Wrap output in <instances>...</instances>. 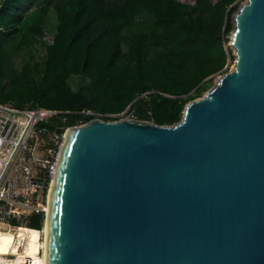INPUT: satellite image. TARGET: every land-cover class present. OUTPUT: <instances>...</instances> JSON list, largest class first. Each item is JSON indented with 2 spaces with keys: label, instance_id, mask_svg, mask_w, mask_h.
<instances>
[{
  "label": "water",
  "instance_id": "obj_1",
  "mask_svg": "<svg viewBox=\"0 0 264 264\" xmlns=\"http://www.w3.org/2000/svg\"><path fill=\"white\" fill-rule=\"evenodd\" d=\"M231 19L232 69L179 122L70 127L46 264H264V0Z\"/></svg>",
  "mask_w": 264,
  "mask_h": 264
},
{
  "label": "trees",
  "instance_id": "obj_2",
  "mask_svg": "<svg viewBox=\"0 0 264 264\" xmlns=\"http://www.w3.org/2000/svg\"><path fill=\"white\" fill-rule=\"evenodd\" d=\"M39 3H44L41 15L54 13L53 44L46 47L37 83L25 69L18 76L26 82L15 81L12 75L18 72L5 45L11 34L3 32L21 24V14L11 9L25 11ZM238 8L237 0H190V5L179 0H0V102L20 108L31 102L29 107L58 111L49 128L96 118L83 110L115 114L132 102L136 120L176 124L185 105L202 96L213 85L212 76L233 59L225 45ZM143 12L151 22L135 25ZM78 75L87 86L73 91L67 79ZM43 221L31 215L24 224L39 231Z\"/></svg>",
  "mask_w": 264,
  "mask_h": 264
},
{
  "label": "built area",
  "instance_id": "obj_3",
  "mask_svg": "<svg viewBox=\"0 0 264 264\" xmlns=\"http://www.w3.org/2000/svg\"><path fill=\"white\" fill-rule=\"evenodd\" d=\"M42 42L52 45L53 34H45ZM58 114L51 109L0 102V231L15 233L25 227L31 215L45 220L50 183L68 129L47 126ZM81 114L92 115L88 110ZM124 118L134 119L132 114ZM12 220L18 225H12ZM42 257V249L28 257L25 243L17 242L14 249L0 254V264H41Z\"/></svg>",
  "mask_w": 264,
  "mask_h": 264
},
{
  "label": "rangeland",
  "instance_id": "obj_4",
  "mask_svg": "<svg viewBox=\"0 0 264 264\" xmlns=\"http://www.w3.org/2000/svg\"><path fill=\"white\" fill-rule=\"evenodd\" d=\"M179 1L187 5H190V0H179ZM237 2L239 3V7H240V5L242 3H245L246 0H237ZM42 4L44 3L41 4L39 3L34 7H32L31 9L25 11L18 12L14 9L10 10L12 14L14 15L21 14L22 16L20 25H17L15 28L11 29L10 31L3 32L4 34L6 33L11 34L8 37V39H6L5 45H7V48L10 51L9 60L12 65V68L14 71L18 72L17 74L12 75L15 81H19V80L24 81V78L22 76H18L19 72H21L23 69L30 72V77L33 79L32 81L33 83H37L42 75V71L44 69V64L46 60V47H47L42 42V37L47 33L52 34L54 29V19H55L52 10H50L45 15H41L39 13V8L41 7ZM150 22H151V17L144 12L136 16L134 21L135 25H147ZM37 29L42 30L41 35L36 33ZM130 32L131 31H128V35H130ZM229 41L228 43H226L225 46L231 49V54L233 56V59L231 58L227 59V64L225 65L223 70L212 76L213 81L216 80V78L221 76L222 74L230 71V69H232L233 67L235 57H234V51L230 47ZM123 48H125V45H123ZM67 83L73 91H76L79 88L87 86V84L85 83V78L82 75L69 77L67 79ZM146 95L147 93L141 95L140 97H145ZM131 104H129L120 113L104 114V115L100 114L97 111H91V113L92 115L96 116V118L106 117L108 119H114V120L128 117V115L132 114L133 118L136 119L134 117L135 114L133 113V111L130 112ZM30 105L31 102L25 104L26 107H29ZM145 121H149V120H145ZM35 232L42 237V231H35Z\"/></svg>",
  "mask_w": 264,
  "mask_h": 264
},
{
  "label": "bare ground",
  "instance_id": "obj_5",
  "mask_svg": "<svg viewBox=\"0 0 264 264\" xmlns=\"http://www.w3.org/2000/svg\"><path fill=\"white\" fill-rule=\"evenodd\" d=\"M219 78V77H218ZM71 130L70 127L66 130L64 138L68 132ZM63 138V139H64ZM49 197V194H48ZM47 215L48 207L46 211L45 221L42 228V237L35 232V230L29 229L27 227H20L14 233L10 230L0 231V254L6 253L11 249L15 248L17 242L25 243V252L28 257L36 255L38 251L42 249L43 257L40 263L46 264L47 256Z\"/></svg>",
  "mask_w": 264,
  "mask_h": 264
}]
</instances>
